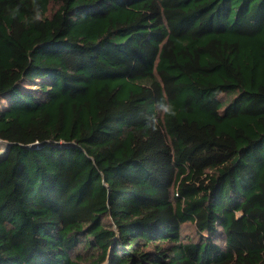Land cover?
<instances>
[{"label": "trees", "instance_id": "16d2710c", "mask_svg": "<svg viewBox=\"0 0 264 264\" xmlns=\"http://www.w3.org/2000/svg\"><path fill=\"white\" fill-rule=\"evenodd\" d=\"M35 3L0 0V264H264V0Z\"/></svg>", "mask_w": 264, "mask_h": 264}, {"label": "clouds", "instance_id": "9594fccd", "mask_svg": "<svg viewBox=\"0 0 264 264\" xmlns=\"http://www.w3.org/2000/svg\"><path fill=\"white\" fill-rule=\"evenodd\" d=\"M33 7H34V11H35V16H34V19L35 20H39L40 19V13L37 9V6H36V3H35V0H33ZM20 12V5H16L15 8L12 10V15L13 17H15L16 15H18ZM160 110H161V113L167 117H175L176 116V109H175V106L174 104H172L171 102H167V103H163L161 102L160 103ZM157 121L156 120H152L150 126L153 128V130L156 129L157 127Z\"/></svg>", "mask_w": 264, "mask_h": 264}, {"label": "rangeland", "instance_id": "374dc122", "mask_svg": "<svg viewBox=\"0 0 264 264\" xmlns=\"http://www.w3.org/2000/svg\"><path fill=\"white\" fill-rule=\"evenodd\" d=\"M1 104H5V102L3 101V103ZM5 146H6V143L0 141V153H2L5 150Z\"/></svg>", "mask_w": 264, "mask_h": 264}]
</instances>
